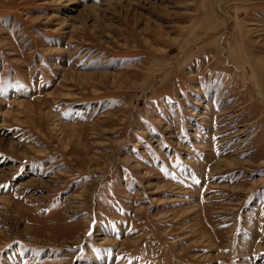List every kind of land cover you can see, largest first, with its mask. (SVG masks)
<instances>
[{"label": "rangeland", "instance_id": "374dc122", "mask_svg": "<svg viewBox=\"0 0 264 264\" xmlns=\"http://www.w3.org/2000/svg\"><path fill=\"white\" fill-rule=\"evenodd\" d=\"M72 1L0 0V264H264V0Z\"/></svg>", "mask_w": 264, "mask_h": 264}, {"label": "bare ground", "instance_id": "6f19581e", "mask_svg": "<svg viewBox=\"0 0 264 264\" xmlns=\"http://www.w3.org/2000/svg\"><path fill=\"white\" fill-rule=\"evenodd\" d=\"M75 1V0H74ZM74 1H72V3L74 2ZM75 3V2H74ZM11 143V142H10ZM14 147V146H13Z\"/></svg>", "mask_w": 264, "mask_h": 264}]
</instances>
